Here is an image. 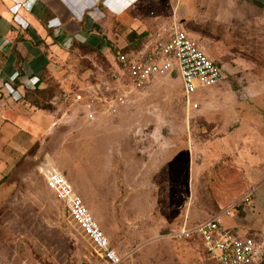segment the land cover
I'll use <instances>...</instances> for the list:
<instances>
[{
    "label": "rangeland",
    "instance_id": "374dc122",
    "mask_svg": "<svg viewBox=\"0 0 264 264\" xmlns=\"http://www.w3.org/2000/svg\"><path fill=\"white\" fill-rule=\"evenodd\" d=\"M258 1L214 0L196 8L206 20L197 25L194 0H139L132 26L107 20L111 34H92L96 52L64 50L69 38L48 51L40 88L50 92L37 98L43 109L27 107L30 119L13 120L22 129L33 123L36 140L23 133L8 139L9 131L0 137L8 153L0 158V264L95 260L47 188L44 168L66 177L120 264H216L199 237L177 238L178 229L245 197L221 226L252 239L264 264V0ZM171 19L223 75L190 96L198 109L188 112L176 75L160 73L132 91L119 70L121 56L130 54L118 53L128 31L154 34ZM2 79L1 90L12 95ZM6 99L3 105L13 104Z\"/></svg>",
    "mask_w": 264,
    "mask_h": 264
},
{
    "label": "built area",
    "instance_id": "2783aa9c",
    "mask_svg": "<svg viewBox=\"0 0 264 264\" xmlns=\"http://www.w3.org/2000/svg\"><path fill=\"white\" fill-rule=\"evenodd\" d=\"M119 70L132 91L145 89L160 73L175 74L183 88L187 112L198 109L196 103H190V96L197 89L216 86L223 79L220 68L196 46L175 19L157 29L136 52L121 56ZM119 102L123 104L124 100L120 98ZM87 118L92 119V115L88 114ZM42 170L47 188L62 204L70 221L92 247L95 256L92 264H120L122 258L116 254L66 177L54 169ZM245 201L247 197L207 221L192 226L184 222L176 237H199L205 253L216 264L255 263L259 255L254 241L243 237L242 233L234 229L221 226V219L230 215V209H238Z\"/></svg>",
    "mask_w": 264,
    "mask_h": 264
},
{
    "label": "crops",
    "instance_id": "0c3cea01",
    "mask_svg": "<svg viewBox=\"0 0 264 264\" xmlns=\"http://www.w3.org/2000/svg\"><path fill=\"white\" fill-rule=\"evenodd\" d=\"M194 1L191 8V22L199 25L201 22H206L203 18L205 13H202L201 19H198L199 12L196 8H200L201 11L205 10V7L213 5L214 0H206L207 5H200V0ZM248 1H254L257 2V5H261L258 0ZM138 3L139 0H0V78L3 80L2 77H5L8 81L17 79V83H19L15 90L9 91L12 95L1 90L0 87V137L3 133L7 135L9 131L11 135L8 139H13L22 133L28 140L35 139L33 123L27 124V127L22 129L15 125L13 120L23 118L25 115L30 119L26 113L30 115L31 110L22 107L17 100L23 95L24 89L33 88V84L37 80L36 76L42 72L44 67L48 66L49 50H53L56 45L60 48V41L65 38H69V42L65 47H62L64 50L69 49L72 40L97 47L92 34L98 33V31L103 32L104 28L108 34H111V30L103 24L107 20L132 26L135 19L131 14ZM45 9L54 18L51 26L55 29H52L50 33L41 23V15ZM18 39L20 41L16 43ZM39 40L41 44L32 45ZM14 44L21 57H26L22 66L24 75L19 78L16 77V59L11 53ZM32 76L33 78L29 79ZM7 96L11 97L13 104L5 102L3 105L1 103ZM7 113L11 116H3ZM8 139L2 142L4 146H7ZM31 143L32 141L26 145L28 148L23 146L21 151L18 150L21 157L26 156ZM4 151L5 147L0 144V158L8 156V153Z\"/></svg>",
    "mask_w": 264,
    "mask_h": 264
},
{
    "label": "trees",
    "instance_id": "16d2710c",
    "mask_svg": "<svg viewBox=\"0 0 264 264\" xmlns=\"http://www.w3.org/2000/svg\"><path fill=\"white\" fill-rule=\"evenodd\" d=\"M54 21L53 16L51 13L45 9L41 15V23L43 26L46 27L47 31L50 33L52 29L51 23ZM152 33V32H151ZM152 34L147 33L146 31L141 32V33H136L135 31H128L127 36L125 38V46L121 50L118 51V53H133L136 52L142 44H144L151 36ZM101 37V36H100ZM102 38V37H101ZM103 39V38H102ZM56 40V39H55ZM20 40H16V43H18ZM109 43V42H108ZM107 43V44H108ZM41 44V41L39 40L36 43H32L33 46H37ZM70 49H78V50H84L85 52L91 51V52H96L97 48L95 46L89 45L87 43H81L76 40H72L70 43ZM11 53L15 56V69H16V77H23L24 71H23V64L26 61V57H21V55L18 53L16 50V45L14 44L11 48ZM212 61V60H211ZM214 64H216L219 67L218 63H215L212 61ZM47 70V67H44L42 72L39 73L36 76V81L33 84V88L30 90H24L23 95L17 100V102L22 106V107H28V108H34L38 110H42L43 107H41L40 102H38L37 98L41 96H44L45 94H49L50 92V86H47L45 88H40V85L42 83H46V80H44V74ZM32 77H29V79H32ZM35 78V77H34ZM10 84H12L11 89L15 90L19 83H17V79H14L10 81ZM195 225V224H194ZM253 264H261V261H256Z\"/></svg>",
    "mask_w": 264,
    "mask_h": 264
}]
</instances>
